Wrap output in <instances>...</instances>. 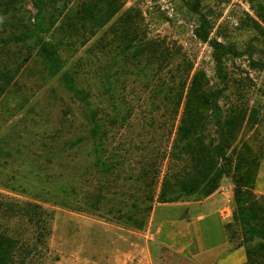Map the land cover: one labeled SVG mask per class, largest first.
Here are the masks:
<instances>
[{"label":"trees","instance_id":"1","mask_svg":"<svg viewBox=\"0 0 264 264\" xmlns=\"http://www.w3.org/2000/svg\"><path fill=\"white\" fill-rule=\"evenodd\" d=\"M199 1L192 0L195 6ZM117 12L116 0H0V102L4 93L17 85V76L26 64L33 61L51 77L61 73L60 79L66 90L85 108L87 121V128L83 127L84 131L72 139L60 142L55 135L61 130L56 133L57 130L53 132L54 139L50 136L40 144L38 141L27 146V159L31 156V163L26 164L24 170H19L18 164L17 171H7V161L12 154H8V148L3 145L0 173L5 172L6 181L17 186L22 193L30 188L31 199L46 201L50 198L54 204L68 207L69 193L75 186L71 177L78 171L76 165L67 170L69 151L88 147L93 159L90 167L102 179L101 186L96 189L98 194L113 183L120 181L121 185L124 181L128 184L129 193L119 202L120 207L117 204L118 208L109 213L115 215V220L136 229L145 225L155 203H174L195 195L208 198L219 189L223 177L231 176L235 217L241 227V245L245 247L244 264H264V196L257 198L253 193L262 156L264 106L250 105L245 98L249 86L254 85L252 79L245 72L243 78L233 81H237V100L227 107L220 104L227 86H210L204 72L193 73L185 82L174 79L168 84H160L156 95L165 108V114H160V118L164 124V119L169 116L177 124L165 156V172L159 180L158 163L152 164L147 156L135 158L133 154L139 153L136 148L129 149L131 145L127 148L121 140L116 142V137L128 125L131 115L122 94L125 59L128 57L132 67L141 71L153 66L160 71L168 62V49L159 42L142 40L134 43L133 28H110L90 50L95 63L101 64L100 58H107L102 66L95 68L92 88H83L78 84L77 74L63 70L61 50L66 48L63 41L92 39ZM195 13L202 18L199 11L195 10ZM256 17L264 24V7L256 11ZM251 21L257 34L254 41H258L264 51V26L255 19ZM197 37L207 41V36L199 32ZM209 44L221 83L229 82L225 62L230 58L245 56L249 69H264V59L253 58L255 46L251 43L243 51L216 40H210ZM187 64L190 69L191 64ZM156 76L157 81L162 80L158 74ZM163 87L165 90L161 91ZM253 127L256 128L252 138L240 137L244 129L251 131ZM159 128L157 126L156 130ZM259 132L263 133L261 141L256 138ZM38 149L42 150L41 153ZM60 152L68 154L62 159ZM52 164H57L61 170L54 172ZM90 167L83 169V173L92 172ZM122 168L127 174L124 180L120 177L124 174ZM62 171L71 175L65 178ZM15 173L23 174L20 178L26 181L25 185L17 184ZM84 183L89 186V182ZM98 200L89 197L85 204L87 209L99 210ZM49 224L50 214L38 203L12 200L7 207L0 206V264H47L50 261L47 247Z\"/></svg>","mask_w":264,"mask_h":264},{"label":"rangeland","instance_id":"2","mask_svg":"<svg viewBox=\"0 0 264 264\" xmlns=\"http://www.w3.org/2000/svg\"><path fill=\"white\" fill-rule=\"evenodd\" d=\"M116 5V15L92 39L63 41V46H66L61 50L63 70L77 74L78 84L83 88H92L94 70L102 66L107 58L101 57V64L95 63L92 58L93 51L90 50L97 39L110 28H133L134 43L142 40L159 42L168 49V62L160 71L154 66L141 71L132 67V61L128 57L125 59L122 94L129 107L126 109L130 110L131 115L128 125L123 127L116 137V142L121 140L127 148V145H131L129 149L136 148L139 153L133 154L135 158L138 159L140 155L147 156L152 164L158 163L161 180L167 164L165 156L173 138L171 133L177 121L174 123L168 116L163 124V118H160V114H165L161 98L156 95L160 84H168L174 79L176 82H185L193 73L204 72L210 86H227L220 99L221 106L227 107L237 100V81H233L243 78L247 72L254 85L249 86L245 98L250 105L264 106V69H249L245 56L233 60L230 58L225 62L229 82L221 83L217 78L213 50L209 44L210 40H216L243 51L251 43L255 46L253 58L264 59L262 46L258 41H254L257 34L251 21H259L256 11L264 7V0H200L198 6H195L192 0H116ZM29 9L33 11L30 4ZM195 10L199 11L204 21ZM259 23L264 26L260 21ZM198 32L207 36L206 42L197 37ZM187 62L191 64L190 69ZM156 74L161 81H157ZM60 75L61 73L51 77L40 64L31 61L17 76V85L9 88L7 94L4 93V99L0 102V152L1 147L5 145L8 154H12L11 159L7 161V171H17L18 164L19 170H24L26 164L31 163V156L27 159L29 156L26 147L32 143L40 141V144L50 136L53 139L57 136V140L63 142L84 131L83 127L87 128L85 108L66 90ZM163 90L164 87L161 91ZM153 107L160 110L156 111ZM150 122L152 123L148 125ZM152 124L160 128L156 130ZM255 128L251 131L244 129L240 137L246 140L252 138ZM59 130V135L53 134ZM262 134L259 132L255 137L261 141ZM260 145L262 156L257 185L253 192L257 198L264 196L263 139ZM56 150L59 148L56 147ZM38 151L41 153L42 150ZM69 153L67 170L76 165L78 171L74 170L76 174L71 177L75 180V186L74 191L69 193L71 201H67L68 207L56 205L50 198L46 201L31 199L33 195L30 188L22 193L17 186L14 187L6 181L3 176L5 172L0 173V184L3 185H0V206L7 207L12 200L34 202L46 208L50 214V234L47 241L50 261L47 264H152L153 244L159 246L162 252L159 264H216L220 255L211 257L208 261H197L192 259L189 253L194 236L199 235L198 224L191 223V219L197 216L198 207L210 196L203 198L195 195L174 203H155L145 225L142 229H136L130 224L115 220V215L109 213L120 207L119 202L129 193L128 184L122 181L121 186L119 181L98 194L96 189L101 186L102 179H99L97 174H94L95 169L90 167L93 159L89 148L85 147L81 151L72 149ZM67 154L60 152L59 157L64 159ZM89 167L92 172L84 174L83 169ZM52 168L56 173L61 170L57 164H52ZM122 171L124 174H120V177L124 180L127 176L126 169L122 168ZM62 172L65 173V178L70 174L68 171ZM15 174L17 184L25 185L26 181L20 178L23 174ZM84 181L89 182V186L84 185ZM216 193L224 194L225 208L212 215L216 227L210 231L206 230L201 237L210 243L209 237L215 234L212 231L222 228L228 237V247H242L245 252L244 245H241V227L235 217L231 176L223 177ZM89 197L90 200L99 199V210L87 209L85 204ZM196 246L197 244L194 245Z\"/></svg>","mask_w":264,"mask_h":264},{"label":"crops","instance_id":"3","mask_svg":"<svg viewBox=\"0 0 264 264\" xmlns=\"http://www.w3.org/2000/svg\"><path fill=\"white\" fill-rule=\"evenodd\" d=\"M224 194L214 193L207 200H205L196 211L197 216L192 217L191 223L198 224V234L194 236V242L190 244V255L192 259L197 261L210 260L217 255L216 264H244L246 261L245 252L242 247L230 248L228 247V237L224 229L220 228L218 231H212L215 234L204 240L201 234L206 230H212L216 227V221L213 220V214L217 211H221L225 208L224 205ZM195 213V214H196ZM194 247V245H196ZM152 264H159L161 249L155 244L152 245L151 249ZM204 264V263H201Z\"/></svg>","mask_w":264,"mask_h":264}]
</instances>
